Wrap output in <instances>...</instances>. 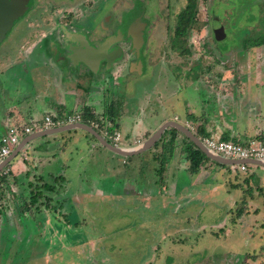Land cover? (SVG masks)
Instances as JSON below:
<instances>
[{"label":"flooded vegetation","instance_id":"1","mask_svg":"<svg viewBox=\"0 0 264 264\" xmlns=\"http://www.w3.org/2000/svg\"><path fill=\"white\" fill-rule=\"evenodd\" d=\"M251 1L253 0H0V78L4 76L7 79L17 76V72L13 70L17 66H22L29 74L32 71L36 80L42 78V90L41 84L35 85L34 92H30L24 86L17 90L18 94L14 96L18 102L1 107L3 115L0 116V122L21 124L20 120H27L29 114L37 108H40L41 111L68 108L67 103L61 102L60 95L58 98L53 97L54 92L60 93H57L51 86L50 70L46 69L47 63L56 66L53 72L60 77L63 84L65 81L75 83L76 86H73L72 90L76 88L83 90L81 81L101 77V79L105 78L102 85L108 93L110 91L108 84H111L112 87L121 84L129 86L131 81L155 78L166 68L172 73L170 79L173 78L181 87L188 86L195 80L200 81V76L198 77L196 74L202 65V68H206V72L212 73L208 74L207 81L216 89L214 92L222 98V102L224 94L233 91V84L229 82L232 79L238 78L240 85L241 78H248L251 72L255 73L260 70L264 76V0H255L254 10L250 8L249 2ZM83 22L87 25L83 26ZM234 29L240 31L236 34V38H239L236 42L233 38L228 39L233 36ZM214 43H224L223 50L213 46ZM226 43H243L246 61L241 60L242 49L239 52L234 46L232 51V46ZM200 47L205 52L203 57L199 52ZM254 59L258 62L257 67H252L248 63ZM158 62L161 66L157 65ZM147 65L149 66L148 72ZM244 70L246 71L243 72ZM84 89L89 90L86 87ZM133 90L135 89L128 88L131 93ZM38 91L40 94L37 93ZM146 91L144 92L146 93ZM154 91H150L151 96ZM174 92L172 97L178 99L180 93ZM81 93L79 91V94ZM131 93L128 95V92H125V97L130 96ZM157 93L159 95V91ZM113 96L109 101V103L113 102L114 108H116L114 110L116 116L113 120L107 114L108 103L103 106L101 115H98L93 114L90 110L93 103L80 101L76 102L75 108L79 110L74 113H80L81 120L65 122L57 127L83 122L114 145L116 144L105 135V132H119L124 142L118 143L117 147L143 144L159 127L166 123L183 125L196 134L203 143L207 137L225 140L226 135L219 137L206 133L207 135L201 137L196 119L192 118L195 114L192 108L187 111V118L177 115L175 119L166 120L160 123L150 135L134 133L133 137H128L121 131L118 120H123L126 116L132 118L135 108L131 111L127 109L128 97L125 98L115 92ZM140 97L141 100L144 99L145 94H141ZM156 98L160 100L163 107L172 103L161 95ZM53 100L56 101L53 102ZM226 101H224L225 105ZM216 105L218 106L216 107ZM211 107L220 108L221 106L219 102H213ZM195 108L197 107L195 106ZM49 115L56 119L52 113ZM96 123H98L97 126ZM177 127L168 125L153 146L136 156L153 152L154 158L158 161V154H161L159 143L167 139V143L173 145L177 142L179 135L191 144L189 146L192 149H195L197 145ZM73 131L77 130L65 132L68 133L66 136H70ZM85 132L88 133L86 136L90 137L92 147L102 146L91 133ZM3 135L0 136V139ZM231 141L236 142L235 140ZM125 142L129 144L126 145ZM190 150L187 149V151ZM115 155L119 154L115 153ZM119 156L124 159L133 157ZM189 156L190 152H188ZM161 168H163L161 165L154 166V171L158 169V173L162 174ZM232 172L236 175L237 173L246 175L249 174L250 168L245 172L239 169ZM161 178L163 179L162 175ZM20 189L22 188L11 187V185L10 188L8 186L0 188V216L5 215V219L9 221L8 224L13 228L12 232L23 230L25 228L23 224H30L32 221L36 222L35 228L39 232L41 221L46 219L44 213L47 208L43 206L41 214L36 210L37 205H31L30 209L20 212L19 206L23 204L21 198L23 189L22 191ZM127 192L128 196L131 195V192L133 196L137 194L131 190ZM244 204L238 214L234 213V210L230 212V219L235 220L236 224H243L245 218L242 212L249 209L247 198L244 199ZM5 207L12 209L9 215L4 212ZM32 208H35L36 211H33ZM27 212L29 215H26ZM219 224H221L220 229L223 234H218L215 226L207 232V235L210 233L216 237L226 238L231 233V226L228 223L223 225L219 222ZM1 229L0 227V231ZM190 231L186 232L189 235L186 236V241L183 243H196L199 239L206 238L205 234L197 231L195 238L190 240ZM204 232L206 233V230ZM164 235L165 239L170 238L172 244H178L168 232H165ZM28 240L32 244L36 243L35 237L31 239L27 237L24 242ZM36 240L39 244V238ZM212 241L215 246L213 237ZM154 248L158 250V247L154 246ZM12 249L10 248L9 257L15 252ZM140 249L144 250L143 247ZM212 250L216 252L211 256L209 252ZM20 252L17 251L16 254ZM33 252L31 254L42 256L38 251ZM206 252L204 260L208 259L207 264H245L248 260H256L257 255H264V247L262 246V249L254 250V252H236V262V257L228 256L226 249L209 247ZM222 256L226 259L222 260ZM241 256L242 258H239ZM155 259L157 262L160 261L159 264H162L161 256H158V259L155 256ZM28 261L25 260L18 264H27ZM5 262L11 264L12 260L8 258V262L6 260ZM147 262L143 260L141 264H147Z\"/></svg>","mask_w":264,"mask_h":264},{"label":"rangeland","instance_id":"2","mask_svg":"<svg viewBox=\"0 0 264 264\" xmlns=\"http://www.w3.org/2000/svg\"><path fill=\"white\" fill-rule=\"evenodd\" d=\"M254 2L255 0L249 2L251 10L255 9ZM82 25L86 26L87 23L83 22ZM239 32L240 31L234 29L233 36H230L228 39L233 38L234 42H236L239 39L236 38V34ZM223 44L224 43H214L213 46L222 49ZM226 44L232 46V51L234 46L239 52L242 49L241 60L246 61L244 58L246 55L244 56L245 51L243 52V43ZM199 52L202 57L205 55L201 47ZM161 62L164 61L161 60ZM157 65L161 66L160 62H158ZM200 67L201 69L197 71L196 74L198 77L200 76V81L195 80L188 86L181 87L173 78L170 79L172 73L166 68L163 72L157 74L155 78H143L131 81L129 86L121 84L112 87L111 84H108L110 90L108 93L104 90V85H102L105 78L101 79V77L81 81L83 90L76 88L70 91L71 85L68 83L63 84L60 77L53 72L56 66L53 64L50 65V63L46 64V69L50 70L51 86L57 93H60L57 94V96L61 95V102L67 103L69 111L75 110L76 102L82 101L83 103H93L94 105L92 106L95 107L96 114L101 115V109L106 103L111 101L114 97V92L120 93L125 97V92H128V95L131 93L128 91V88H133L135 89L133 93L127 96V109L131 111L136 108L138 112L140 107L141 111L144 112L142 120L145 125H150L152 120L155 119L154 116L159 117L163 111L169 113L171 116L179 115L181 118H187V111L190 110V108H192V111H196L195 106L197 105L210 108L215 100H222L220 96L215 94L214 90L216 89L207 81L208 74L211 75L212 73L206 72V68H202V65ZM13 70L17 72V76L7 79L4 76L0 78V80L2 79L0 81V116L3 115L1 110L2 106L5 107V105L18 102L14 95L18 94L17 90H20V87L24 86V88H28L30 92H34L35 85L38 86L42 83V78L36 80L34 78L35 76H33V72L30 71L29 74L22 66H17V68ZM148 71L149 66L147 65V72ZM151 71L153 70L151 69ZM245 71L246 70L243 72ZM229 82L233 84V91L240 89L238 78H234ZM71 83L73 86H76L72 81ZM84 87L89 88V90H85ZM40 88L42 90V84ZM145 90H147L146 93L144 92ZM153 90L155 91L151 96L150 91ZM79 91L82 93L79 94ZM157 91H159V95L172 103L163 107L160 100L156 98V96H159ZM174 91L180 93L178 99L172 97L175 93ZM37 93L40 94L39 91ZM143 93L145 94V98L141 100L140 95ZM75 94H78V96H75ZM55 101L56 100H53V102ZM43 112L44 111H41L40 108H37L32 111L31 117L26 120L27 122H22V124L31 123L33 119L41 118L38 116H43ZM134 116H132V118L126 116L123 120H118L122 132H124L127 127L129 128L128 130H131L130 125H137V123L140 122H135L133 120ZM23 127L24 125L17 126V135L21 136L24 134ZM4 133L7 137H11L10 129L7 130L5 123L0 122V136ZM65 134L67 135L68 133ZM56 135L57 134L49 135L47 137L52 139L56 138L57 143H61L60 147H63L66 157H69L67 160L63 159V172H60L61 170L58 165H54V168L58 170L59 173H65L66 170L68 171L67 178L70 180V184L67 183L69 184V194H71L73 200H75L73 194L76 192L77 187L82 185V180L84 179L85 182L82 188L88 189L87 194L91 195L87 202H82L80 207L76 206V211L79 214V221L82 222L83 219H86L100 224L97 219V216L100 215L101 223L109 225L107 226V233L98 230V228V231H94L96 228L95 224L92 225V228H86L81 225H72L74 221H72L71 224L65 223L63 214H54L51 209L46 210V219L41 221L39 232L35 228V221H32L30 224H23L25 228L19 230V232H12L13 228L8 224L9 221L5 219V215H2L0 216V227L2 228L0 231V263L4 262L6 264L5 260L8 262L9 258L12 260L11 264H18L25 260H29L27 264H141L143 260L148 261L147 264H159L160 261L157 262L155 256H157V259L158 256H161L163 259L161 261L162 264H207L208 259L206 258L204 260V257L209 247H217L221 250L226 249L228 256H233V258L236 257L235 262L237 260L236 252H254V250L262 249V246L264 247V225H262V222H264V197L260 198V211L262 217L259 218L260 223L253 226L255 230L251 233L249 231H244L245 228L251 226L247 221L245 224L243 223L245 227H243V224L240 225V223L236 225L232 224L227 218V215L230 214L228 205H232L231 199H238L237 204L234 206L235 208H239L238 210L234 208V213L238 214L240 209L245 205L244 199L247 198L249 200L250 195L242 191L231 190V186H229L230 189L225 188L226 190L221 188L217 194H214H216V198L219 201L224 202L225 200L227 202H224V205L218 208V212L215 213L213 209H210L212 207L209 204L211 196L207 195L211 188V184L204 183L194 187L190 181L189 185H187V181H185L183 174H181L178 166L180 163L183 165L184 162L178 160L180 148L177 143L170 145L167 143V139H164L159 143L161 154H158V161L154 158L153 152H148L140 156L137 163L135 160V164L109 151L112 159L118 163V167L113 166L109 159L101 160L103 156L98 154V149L100 148L92 147L93 144L86 136L88 133L85 131H73L70 135L71 137ZM131 135L132 137L134 136L133 134ZM34 141L35 139L30 143L32 144ZM50 143H54V140H51ZM11 145L14 146L13 143H11ZM101 150L106 151L108 149L101 146ZM105 154L108 155L107 152H105ZM20 157L21 154L14 160H18ZM141 160H143L142 163L139 162ZM189 162V166H191V161L189 160ZM67 165L69 168H66ZM142 165L144 167L143 173L140 172ZM159 165L165 170L163 179L168 190L164 193L174 192L171 193V197L157 195L160 194L157 193V190L159 187H162V184H157L154 180H160L161 173H158V169L154 171V166L158 167ZM175 166H177L179 171L176 170ZM186 167H188L187 164ZM8 168L11 167L8 165ZM149 170L150 174H148ZM45 172L47 173L46 169ZM100 172L112 179V188L114 190L118 189L116 193L112 191V195L118 193L117 196L109 194V196L106 197H96L97 193H94L90 189L92 180L96 179ZM118 172L120 176L117 177L118 180L114 183L113 176H116ZM138 188L143 189L140 191ZM127 189L137 194L133 196L131 192V195L128 196ZM228 190L232 193V197L229 201L230 195L228 194ZM139 191L141 193H139ZM146 194L152 195L151 206V199L146 200ZM181 194L188 196L189 200H186L185 204H182L183 209L186 210L185 214L182 216V213H180L178 216L181 217H177L175 216L174 205L176 200L174 201V199ZM80 195L83 194L81 193ZM165 199H167L166 202ZM32 209L36 211L35 208ZM4 212L9 215L12 209L10 207H5ZM26 215H29V212H27ZM185 216H188V218H185ZM252 220H254V218H252L250 222ZM219 222L223 223V225L228 223V225L231 226V233L228 234L226 238L216 237L210 233L207 235V232L212 230V227L215 226L218 234L222 232ZM235 226L238 227V229H234ZM72 229L74 231H72ZM187 230H191V236H189L190 240L195 238V233L197 231L205 234L206 238L203 240L199 239L196 243H183L186 241V236L189 235L186 233ZM205 230L206 233L204 232ZM176 231H179V233ZM165 232L172 235L178 244H172L170 238L165 239ZM16 233L17 236L15 237ZM27 237H29V239L35 237L36 243L32 244L29 240L24 242V239ZM212 237L215 239V246L213 245ZM36 238H39V244ZM248 240L250 241L248 242ZM154 246H156V248L158 247V250H156ZM12 247L15 252L12 254L13 256L11 255L9 257L10 248L12 249ZM141 247H143L144 250H141ZM242 248L244 249L241 250ZM16 250L21 252L16 254ZM33 251H38L42 256L37 254L33 255ZM31 252L33 253L31 254ZM215 252L216 251L212 250V252L210 251L209 253L212 256ZM257 256L258 258L256 260H248L245 264H264V255ZM239 258H242V256ZM221 259L225 260L226 258L222 256Z\"/></svg>","mask_w":264,"mask_h":264},{"label":"crops","instance_id":"3","mask_svg":"<svg viewBox=\"0 0 264 264\" xmlns=\"http://www.w3.org/2000/svg\"><path fill=\"white\" fill-rule=\"evenodd\" d=\"M248 63L252 67H255V66L257 67L258 65V62L255 59ZM67 82L69 85H71L69 90L72 91L71 89L73 87L72 83L69 81H65V83ZM54 96L58 98L55 92L53 93V97ZM224 101H226V105ZM214 102H219L221 107L216 108L218 106L216 105V107L204 108L203 106L199 107V105H197L196 106L197 108H195L196 110L195 114H193L192 116V118L196 119L201 137L202 135L205 136L207 135L206 133H209V134H212V135L214 134L219 137H223V135L224 136L228 135L230 139H236L235 140L236 142L240 141L239 143H245V144L249 143L253 139H258V138L264 141V76L262 75V73H260V70L256 71L255 73H252V72L249 73L248 78L246 79L241 78L240 89L235 90V91L226 92V94H224V98L222 102L221 100H215ZM221 103L223 106L221 105ZM59 110L44 111L43 116H38L41 118L33 119L32 121H37L38 123H41L42 125L44 122V118H45L44 116L45 114L47 115V113L49 114L52 113L56 117V119L57 117L58 119H63L68 116H71V114L73 115V113L79 109L76 108L75 110L69 111L68 108L67 109L59 108ZM90 110L93 114L97 113L95 110V107L91 106ZM102 110L103 108L101 109V112ZM134 111L135 112L132 115L134 116L135 114L133 120L135 122H139V121L140 122L137 123V125H130L131 130H128L129 129L128 127L127 129L124 130L123 133L127 135L128 137H131L132 136L131 134H134V133L150 135L158 128L160 123H163L166 120L175 119V117L177 116V115L171 116L169 113H166L165 111H163L159 117L154 116L155 119L152 120V123L150 125H145L142 120L144 112L141 111L140 107H139L138 112L136 108L134 109ZM15 116L17 115L15 114ZM29 117H31V114H29ZM22 121L23 120H20L21 124H15V125L11 123H6V122L4 123H5V127L7 130L10 129L11 127L17 128V126H21V125L25 126V125L30 124V123L22 124ZM23 122H27L26 119H24ZM51 128H57V126L51 127ZM43 130H44L43 128L38 127L36 128V130L32 131L31 133L25 134V135L22 134L20 136L19 143L22 142L25 144L24 145L25 147L19 153L21 154V157L18 160L13 159L8 165L11 167L10 168V178H11L10 181L12 180V178L14 179V177H16L17 179L23 178L24 181L23 183L15 182L14 184L11 185V187H16V186L18 187V185L20 186L21 184L25 186L27 181H33L36 178H38L39 181L42 180V184L43 183L47 184V182L50 179L54 180V178L62 175L65 178V180L61 181L62 183L61 185L56 186V193H60V194L55 197L61 200L68 199L69 193H70L68 191V185L70 184V180H68L67 178L68 171L66 170L65 173H59L58 170L54 168V165H58L60 167L59 169L61 170L60 172H63L62 170L63 159L67 160L69 158V157H66V153L63 150V147H60L61 143L60 142L57 143L56 138L52 139V138H48L47 136H43V137L40 136L36 138L34 143L32 144L30 142L26 143V139L29 135L39 133ZM64 135H66L65 132L58 133L56 136H64ZM51 140H54V143H50ZM176 143L179 145V148H180V152L178 153V157H179L178 160L179 161L181 160L184 162L183 165H181V163L179 162L180 164L178 168L180 169L181 174H183L185 181H187L188 183L187 185H189L190 181H191L190 183L193 184L194 187L196 185L204 184V183L211 184V188L209 189L207 195L211 196V200L209 204L212 207L210 209H213L215 213L218 212V208L224 205V202H227L225 200L224 202H221L216 198V194L218 193V191L221 190V188L230 189L229 186H231L232 187L231 190L242 191L243 193L244 192L248 193L250 195L249 200H248L249 209L247 211H243L242 213L244 214L243 217L246 219V220L245 219L243 220V223H246L247 221L249 225L251 226L248 228H245L244 231L246 232L249 231L251 233L253 230H255V227L253 226L255 224L260 223L259 218L262 217V213L260 211L261 210L260 198L264 196V167L255 164L253 166H250L249 174L244 175L241 173H237L236 175L235 173L231 171L228 165L220 164L216 162L214 163L213 161L208 160L206 159V157H204L203 161L207 163H204L202 161V164L198 172H196V171L191 170L189 166L190 162H189L188 152H190L191 150L187 151V149H192L189 146L191 144L188 141H186L184 138H182V136L180 135L177 137ZM99 148L100 149H98V154L100 156H103L101 160L109 159L110 162H112L113 166H118L117 165L118 163L115 162L114 159H112L111 153L109 152L111 150L108 149L104 151V150H101V147ZM105 152H107L108 155L105 154ZM111 152L114 153L113 151ZM61 153L63 154V156ZM139 157L140 156H133L127 160L135 164V160L137 163L139 160ZM139 162L142 163L143 160ZM185 163L188 165V167H186ZM5 168L6 167H4L3 170ZM66 168H69V166L67 165ZM175 168L177 171H179L177 166H175ZM45 169L47 173L45 172ZM3 170L0 171L1 175H2ZM143 171H144V168L141 166L140 172H143ZM162 171L163 172L161 175L164 176L165 170H163V168H162ZM148 174H150V170ZM119 176H120L119 172L116 174V176H113L114 183L116 182V180H118L117 177ZM96 179L92 180L91 182L92 184L90 187V189L94 193H97L96 197H99V196L102 197L105 195L112 194V191L115 193L117 192L118 189L114 190L111 186L113 184V183L111 184L112 179L108 178L105 174L103 175L102 172H100L99 176H97ZM84 182L85 180L83 179L82 185H79V187H77L76 189V192H74L73 194L75 201L77 202V207H80L82 202H87V200L91 196L90 194H87L88 189L82 188ZM154 182L157 184L159 183L160 185L162 184V187H159L157 190V193H160V194H157V195L159 196L164 195L166 197L167 196L171 197L170 196L171 193H174V192L164 193L165 191L168 190V187L164 184V179L162 178L160 180L155 179ZM8 187L10 188V184L8 185ZM127 191H129V189H127ZM81 193L83 195H80ZM139 193L141 192L139 191ZM228 194L230 195L228 199L229 201L232 197L231 195L232 193L230 190H228ZM117 195L118 193L114 194L113 196H117ZM145 198L146 200L151 199L150 201V206H151L152 205V195L146 194ZM175 200H176V203L174 205L175 213L177 217H180L178 216L180 213H182V216H183L186 210L183 209L182 204H185L186 200H189V197L185 196L184 194H181V195H178L177 198L175 197L174 201ZM231 200H232L231 202L232 205H228L229 213L232 212V210H234V206L238 202L237 201L238 199L232 198ZM166 201L167 199H165V202ZM44 214L47 215V211ZM58 214H61V213H58ZM36 216L38 217V215ZM230 217L231 215L228 214L227 218L230 220L232 224L236 225L235 220H233L232 218L230 219ZM252 218H254V220L250 222ZM234 229H238V227L235 226ZM176 232H179V231H176Z\"/></svg>","mask_w":264,"mask_h":264},{"label":"trees","instance_id":"4","mask_svg":"<svg viewBox=\"0 0 264 264\" xmlns=\"http://www.w3.org/2000/svg\"><path fill=\"white\" fill-rule=\"evenodd\" d=\"M114 106L115 104L113 102L109 103V106H107V114L111 117L112 120L114 116H116V113H114L115 110ZM87 114L90 115V113ZM228 139L229 137L225 136V140ZM204 157H206L205 154H203V152L197 146L195 147V149H191L189 158L192 162L191 169L193 171L198 172ZM10 179H11L10 173L5 175L4 174L0 175V188L4 187L3 185L8 186L9 184L12 185L15 182L23 183L24 181L23 178L17 179L16 177H14V179L12 178L11 181ZM64 180L65 178L61 175L59 177L54 178V180L50 179L47 182V184L44 183L42 184V180L39 181L38 178H36L33 181H27L25 186L23 184H21L22 186L18 185V187L23 189V191L22 189H20L22 191L21 198L23 204L19 206V211L23 212L27 209H30L31 205H35V206L37 205L36 210L42 214L43 213L42 207L45 206L47 210L51 209L54 214L62 213L65 218V223L71 224L72 221H74L72 225L75 226L81 225L86 228H92V225L95 224L96 228L94 229V231L101 230L102 232L107 233V226L109 225L101 223L100 215L97 216L98 217L97 219L99 220L100 224H97L92 220H86V219H83L82 222L79 221L78 219L79 214L76 211L77 203H75L76 201L73 200L71 194H69L68 199H64V200L55 197L60 194V193H56V186L61 185L62 184L61 181ZM65 209L67 212L65 211ZM72 231L74 230L72 229Z\"/></svg>","mask_w":264,"mask_h":264},{"label":"built area","instance_id":"5","mask_svg":"<svg viewBox=\"0 0 264 264\" xmlns=\"http://www.w3.org/2000/svg\"><path fill=\"white\" fill-rule=\"evenodd\" d=\"M81 120L80 113H75L71 116H68L63 119H55L51 115L47 114L44 118V122L41 125V123H38L37 121H32L29 125H25L23 127V133L29 134L32 131L36 130V128H51L57 125L64 124L65 122H76ZM96 126L98 123L95 124ZM18 129L16 127H11V137H7L6 135H3L0 139V163L3 162L9 155L12 153L14 147L19 143L20 136L16 134ZM105 135L110 137L112 141L117 145L118 143H123L121 135L119 132L109 133L105 132ZM11 143L14 144V146L11 145ZM204 143L206 146L215 152H217L219 155H222L224 157H227L229 159H237L244 161L239 164H232L230 166L232 171H235L236 169H239L243 172L249 170L250 166H253L255 164L253 163H247L245 160L250 159H259L264 161V141L261 139H253L247 144L234 142L231 140H215L213 138H205ZM126 145H128V142H125ZM10 168H8V165L3 170L2 174H8L10 171Z\"/></svg>","mask_w":264,"mask_h":264},{"label":"water","instance_id":"6","mask_svg":"<svg viewBox=\"0 0 264 264\" xmlns=\"http://www.w3.org/2000/svg\"><path fill=\"white\" fill-rule=\"evenodd\" d=\"M109 106V102H108ZM168 125H174L178 126L177 129L185 134L191 141L194 142L195 145L205 154L206 158L213 161L214 163H220V164H225V165H232V164H239L244 161L237 160V159H229L226 157H223L222 155H219L217 152L214 150L208 148L199 137L192 133L188 128L184 127L183 125H176L175 123H166L159 127L150 137L147 141H145L143 144L140 145H132L130 147H117L116 145L110 143L106 139H104L97 131L89 127L87 124L83 122L75 123V124H69V125H64L61 127L57 128H45L43 131L29 135L26 139V143L33 141L34 139L40 137V136H49V135H54L58 133H63V132H68L72 130H83L91 133L98 141L100 144L107 149L113 151L116 154L122 155V156H136L138 154L143 153L147 149H149L151 146H153L161 137L163 132L165 131V128H167ZM24 143H19L15 149L12 151V153L7 157L3 162L0 164V171L3 170L4 167H6L13 159L17 157V155L20 153V151L25 147ZM247 163H253L260 165L264 167V161L259 160V159H250V160H245Z\"/></svg>","mask_w":264,"mask_h":264},{"label":"clouds","instance_id":"7","mask_svg":"<svg viewBox=\"0 0 264 264\" xmlns=\"http://www.w3.org/2000/svg\"><path fill=\"white\" fill-rule=\"evenodd\" d=\"M75 114V113H74ZM243 144H245V143H243ZM224 157V156H223ZM229 166H231V165H229ZM231 169V168H230Z\"/></svg>","mask_w":264,"mask_h":264}]
</instances>
